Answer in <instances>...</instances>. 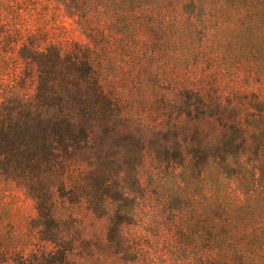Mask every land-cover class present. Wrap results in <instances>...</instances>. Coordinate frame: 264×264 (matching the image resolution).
Wrapping results in <instances>:
<instances>
[{"label": "trees", "instance_id": "obj_1", "mask_svg": "<svg viewBox=\"0 0 264 264\" xmlns=\"http://www.w3.org/2000/svg\"><path fill=\"white\" fill-rule=\"evenodd\" d=\"M54 7L73 20L80 39L54 30ZM113 41L169 43L174 73L184 75L176 86L180 104L212 119L219 132L214 152L198 160L171 136L186 163L179 165L188 173L187 191L177 182L153 205L155 190L137 175L111 194L109 204L119 206L110 233H120L124 263L264 264V0H0V180L27 187L40 229L59 222L51 209L58 197L83 199L73 187L34 190L30 179L65 161L87 139L90 120L123 114L120 89L106 80L113 65L120 68ZM26 76L34 80L28 95ZM3 223L0 213V264L75 261L65 231L54 251L29 260L11 247ZM80 232V242L91 241ZM158 242L165 251L150 256L148 247Z\"/></svg>", "mask_w": 264, "mask_h": 264}, {"label": "rangeland", "instance_id": "obj_2", "mask_svg": "<svg viewBox=\"0 0 264 264\" xmlns=\"http://www.w3.org/2000/svg\"><path fill=\"white\" fill-rule=\"evenodd\" d=\"M48 16L56 26L55 31L62 30V36L80 39L79 30L62 9L54 7ZM93 19L102 18L94 15ZM154 30L157 34V29ZM113 45V61L120 60V68L116 72L113 65L106 80L109 88L120 89L125 101L123 114L107 120H90L86 125L87 139L69 149L59 166L42 171L37 181L30 179L26 172V185L30 179L34 190L47 188L57 193L56 189L73 187L83 199L74 194L69 199L58 197L51 209L59 222L40 229L37 208L27 187L25 191L14 182L0 180L3 231L13 236L11 247L24 254L26 259H39L43 253L54 251V242L60 232L65 231L70 240L66 245L69 255L75 260L72 264H125L127 252L120 233H110V214L113 206H119L118 200L113 206L109 204L111 194L129 188L131 178L137 175L148 189L155 190L156 197L151 200L153 205L163 193H171L177 182L185 192L188 190L185 183L188 173L179 164L186 163L179 161L171 136H177L178 143L187 150L192 149L186 156L190 158L196 154V160L212 154L217 146V124L180 104L176 86L184 75L174 73L176 64L169 43L152 42L142 46L113 41ZM147 53L150 55L144 60ZM10 62L11 59L5 61L1 71L11 66ZM145 69L148 70L145 72ZM138 73L144 75L139 77ZM134 79L139 82L135 83ZM33 89L34 80L26 76V94L32 93ZM165 133H168V141L163 139ZM181 138H186L183 144ZM34 147L41 145L34 144ZM78 226L85 234H90L91 241L80 242L82 231ZM148 248L150 256L165 251V246L159 242Z\"/></svg>", "mask_w": 264, "mask_h": 264}]
</instances>
